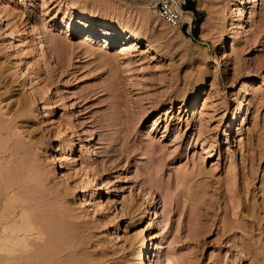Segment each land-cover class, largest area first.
I'll use <instances>...</instances> for the list:
<instances>
[{
	"label": "rangeland",
	"instance_id": "obj_1",
	"mask_svg": "<svg viewBox=\"0 0 264 264\" xmlns=\"http://www.w3.org/2000/svg\"><path fill=\"white\" fill-rule=\"evenodd\" d=\"M194 1L0 0V186L54 264H264V0Z\"/></svg>",
	"mask_w": 264,
	"mask_h": 264
},
{
	"label": "bare ground",
	"instance_id": "obj_2",
	"mask_svg": "<svg viewBox=\"0 0 264 264\" xmlns=\"http://www.w3.org/2000/svg\"><path fill=\"white\" fill-rule=\"evenodd\" d=\"M133 1L135 2L139 1L140 3H142V5H145L149 2L148 0H133ZM243 2H244L243 0H240L241 5ZM237 8H239V6ZM116 31L117 29H115V31L113 30V32L109 31L107 26L103 24L99 26V28L96 25H91L89 33L93 34L94 32H100V34L103 35L101 36L100 43L102 45H106L108 41L111 38H113ZM124 40H127V41L132 40V42L129 43V45L131 46L134 44L136 40H138V37H135L132 35V36H128L127 38L125 37ZM1 172H2V168L0 165V177L2 174ZM13 190L14 189L12 187L0 186V203H1V197H3V199L5 197L6 199V197H8L11 194L10 197H8L9 198L8 202H6L2 207H0V264H54V262H56L57 257H60L58 256V253H57L58 251L56 252V249H54L53 247L54 245H50L51 242L48 245H45L43 243L46 241V239H48V241H52L53 239H56L57 237V235L55 234L56 232H54V230H52L49 227L50 225L48 226L47 224V227H46V225L40 224L39 223L40 218H39V221L37 220L38 218L37 219L36 217L34 218L32 212L27 208L26 206L27 204L25 205V203L21 202L20 205H16V203L19 200L15 198L16 194L14 195ZM53 224H56V223L53 221ZM55 226L53 225V227ZM55 230L59 231V229L57 228H55ZM140 244H141V251L136 256L138 258L137 262L139 264H143L145 256L146 254H148V251H147L148 248H146V240L144 238L142 239ZM158 247H160V244H158L157 242L155 244V248L153 247V244H152L151 250L154 248L155 251L157 252V255L153 253L154 255L152 256L153 257L152 264L153 263L159 264L160 262L159 256H158V249H157ZM149 263H150V256H149ZM58 264H72V261L71 262L66 261L65 263L61 261Z\"/></svg>",
	"mask_w": 264,
	"mask_h": 264
},
{
	"label": "built area",
	"instance_id": "obj_3",
	"mask_svg": "<svg viewBox=\"0 0 264 264\" xmlns=\"http://www.w3.org/2000/svg\"><path fill=\"white\" fill-rule=\"evenodd\" d=\"M154 13L159 19L165 21L168 25L183 28L186 21L183 19L184 11L181 9L184 0H148Z\"/></svg>",
	"mask_w": 264,
	"mask_h": 264
},
{
	"label": "trees",
	"instance_id": "obj_4",
	"mask_svg": "<svg viewBox=\"0 0 264 264\" xmlns=\"http://www.w3.org/2000/svg\"><path fill=\"white\" fill-rule=\"evenodd\" d=\"M186 2H187V1H186ZM192 3H193V6H192L191 8H188V7L186 6V3H185V4H184V10H190V11H192L193 13H198L197 9L195 8V1L192 0ZM201 21H202L201 19H198L197 24L194 25L193 33H197V32H198L199 25H200Z\"/></svg>",
	"mask_w": 264,
	"mask_h": 264
},
{
	"label": "crops",
	"instance_id": "obj_5",
	"mask_svg": "<svg viewBox=\"0 0 264 264\" xmlns=\"http://www.w3.org/2000/svg\"><path fill=\"white\" fill-rule=\"evenodd\" d=\"M187 1V2H186ZM186 3V6L188 7V8H191L192 6H193V3H192V0H184V4ZM196 8V7H195ZM185 12L186 13H189L190 14V12L191 13H193L192 11H190V10H185Z\"/></svg>",
	"mask_w": 264,
	"mask_h": 264
}]
</instances>
